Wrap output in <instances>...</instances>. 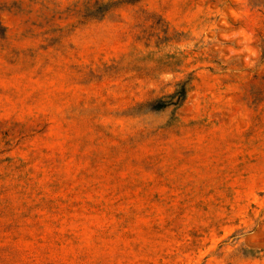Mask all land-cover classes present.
Masks as SVG:
<instances>
[{
  "label": "rangeland",
  "instance_id": "374dc122",
  "mask_svg": "<svg viewBox=\"0 0 264 264\" xmlns=\"http://www.w3.org/2000/svg\"><path fill=\"white\" fill-rule=\"evenodd\" d=\"M0 264H264V0H0Z\"/></svg>",
  "mask_w": 264,
  "mask_h": 264
},
{
  "label": "trees",
  "instance_id": "16d2710c",
  "mask_svg": "<svg viewBox=\"0 0 264 264\" xmlns=\"http://www.w3.org/2000/svg\"><path fill=\"white\" fill-rule=\"evenodd\" d=\"M187 83L184 82V83H181V84H178V91L176 92L175 94V102H171L169 101L168 102V105H173L175 107H179L185 100L186 98V95H187V92H188V87H187ZM171 100L173 99V95L169 97Z\"/></svg>",
  "mask_w": 264,
  "mask_h": 264
}]
</instances>
